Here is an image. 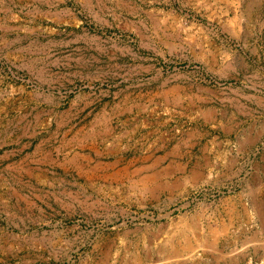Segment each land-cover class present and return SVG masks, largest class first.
<instances>
[{
	"label": "rangeland",
	"instance_id": "rangeland-1",
	"mask_svg": "<svg viewBox=\"0 0 264 264\" xmlns=\"http://www.w3.org/2000/svg\"><path fill=\"white\" fill-rule=\"evenodd\" d=\"M0 264H264V0H0Z\"/></svg>",
	"mask_w": 264,
	"mask_h": 264
},
{
	"label": "crops",
	"instance_id": "crops-1",
	"mask_svg": "<svg viewBox=\"0 0 264 264\" xmlns=\"http://www.w3.org/2000/svg\"><path fill=\"white\" fill-rule=\"evenodd\" d=\"M173 140H174V146L176 147L179 144L187 143L189 139L186 138L185 135H182L179 137H177L176 135H173ZM189 144L190 143L188 142L187 145Z\"/></svg>",
	"mask_w": 264,
	"mask_h": 264
},
{
	"label": "bare ground",
	"instance_id": "bare-ground-1",
	"mask_svg": "<svg viewBox=\"0 0 264 264\" xmlns=\"http://www.w3.org/2000/svg\"><path fill=\"white\" fill-rule=\"evenodd\" d=\"M200 172H199V170L198 169H196V170H193V174H195V175H198Z\"/></svg>",
	"mask_w": 264,
	"mask_h": 264
}]
</instances>
